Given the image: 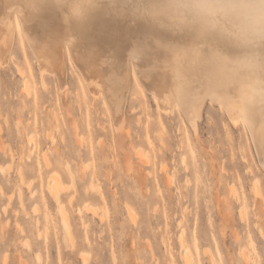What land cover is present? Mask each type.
I'll return each mask as SVG.
<instances>
[{"label":"rangeland","instance_id":"1","mask_svg":"<svg viewBox=\"0 0 264 264\" xmlns=\"http://www.w3.org/2000/svg\"><path fill=\"white\" fill-rule=\"evenodd\" d=\"M14 39L0 62V264H185L181 233L194 264H264V158L241 123L208 101L195 132L134 81L118 130L74 65L62 91Z\"/></svg>","mask_w":264,"mask_h":264},{"label":"bare ground","instance_id":"2","mask_svg":"<svg viewBox=\"0 0 264 264\" xmlns=\"http://www.w3.org/2000/svg\"><path fill=\"white\" fill-rule=\"evenodd\" d=\"M116 3L115 8L96 11L86 23L76 25L56 8L34 14L26 9V0H0V62L7 63L16 39L14 32L21 31L41 73L52 74L65 91L68 64L74 65L91 93L103 97L118 130L125 126L130 98L137 97L134 81L141 86L142 96L145 89L152 95L162 113L178 110L195 132L206 103L217 104L231 122L244 126L263 161L264 66L236 64L239 50L216 32L154 21L150 0ZM136 152L141 158L148 157ZM63 184L59 175H53L48 191L59 205L63 238L72 242L69 217L59 196ZM88 208L86 211L98 215ZM180 238L184 263L194 264L184 233ZM37 254L40 261L42 256Z\"/></svg>","mask_w":264,"mask_h":264},{"label":"clouds","instance_id":"3","mask_svg":"<svg viewBox=\"0 0 264 264\" xmlns=\"http://www.w3.org/2000/svg\"><path fill=\"white\" fill-rule=\"evenodd\" d=\"M150 4L154 21L216 32L239 50L236 64L264 66V0H150ZM116 6V0H26L29 12L56 8L76 25L86 23L96 11Z\"/></svg>","mask_w":264,"mask_h":264}]
</instances>
